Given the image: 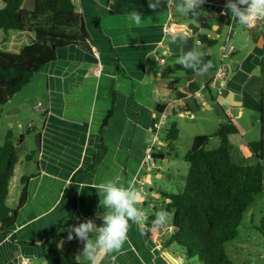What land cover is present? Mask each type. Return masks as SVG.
<instances>
[{
	"label": "crops",
	"instance_id": "1",
	"mask_svg": "<svg viewBox=\"0 0 264 264\" xmlns=\"http://www.w3.org/2000/svg\"><path fill=\"white\" fill-rule=\"evenodd\" d=\"M36 1L24 0L22 6L32 10ZM171 1H175L174 6ZM207 1L199 16L190 17L199 27L194 32L183 21L182 18L186 17L176 12L180 0H164L155 11L148 7V0H75L78 11L85 18L94 52L77 45L61 47L57 58L45 64L28 84L35 81L42 97L26 91L23 105H28L32 95L41 98L37 100L36 108L40 109V101L44 103L40 110L43 115L41 125L36 128V124L28 123L27 129L42 132V142L37 152L19 157L11 179L8 204L16 208L24 186L21 177L32 176L28 179L27 201L19 210L16 224L8 234H0V264H47L45 252L48 244H44V240L60 223L63 224L60 232L64 236L61 248L70 250L82 264H91L83 254L84 243L75 238L69 240L67 229L87 219H92L97 227L102 226L106 210L100 205L98 186L105 181L135 190L141 201L138 207L148 220L143 231L130 222L128 238L121 249L108 254L98 251L95 264H169L173 260L179 263V260L167 256L172 253L170 245L159 244V240L156 245L163 249L160 254L152 243L158 242L159 237L150 239L147 234L151 214L144 207L151 203L153 211L156 206L160 211L155 201L162 199L161 192L152 195L147 190L148 177L142 168L152 124L161 116L158 104L170 101L163 111L167 115L163 119V129L166 130V121L173 114L182 116L185 109L192 112L188 98L202 100L201 106L207 109H213L209 97L218 102L224 112L216 121L218 125L230 119L236 123L235 119L244 118L247 109L258 112L260 119L261 78L257 70L264 54V23L248 32L243 25L232 22L227 14H221L222 7L216 4L217 0ZM3 6L4 2L0 0V8ZM132 11L140 12L142 20L139 24L129 22ZM172 15L179 20L177 22L188 26V38L175 40L180 41L179 45L172 40L176 34L166 35L164 31ZM227 27L234 37L241 27L248 32L246 36L242 34L244 48L241 52L237 49L236 68L225 84L242 97L243 103L237 107L221 100V88L217 87L219 81L214 78L218 68L217 53L213 45L199 38L201 33L209 36L211 33L217 38L226 34ZM4 36L0 30V39ZM188 51L199 53L202 64L214 62V65L211 64L209 70L198 77L190 78L183 71V74L177 73L174 63ZM162 56L166 58L165 63L160 61ZM169 62H172L170 68ZM99 66L101 71L96 73ZM174 78H178L177 88L183 92L181 95L168 89ZM41 80L44 88L40 87ZM230 108L235 118L228 112ZM19 125L24 126L22 122ZM236 125L239 132L230 135L235 145L234 156L238 151V158L243 155L250 159L242 151L248 141L246 129L239 123ZM161 132L165 144L159 146L162 149L156 153L165 158L162 151L166 144L167 147L171 145L166 139L167 133ZM15 200L17 203H10ZM160 205H164L163 210L166 208L163 200ZM133 231L138 233V244L130 234ZM95 239L93 233L91 240L95 242ZM178 256L181 259L182 255Z\"/></svg>",
	"mask_w": 264,
	"mask_h": 264
},
{
	"label": "trees",
	"instance_id": "2",
	"mask_svg": "<svg viewBox=\"0 0 264 264\" xmlns=\"http://www.w3.org/2000/svg\"><path fill=\"white\" fill-rule=\"evenodd\" d=\"M2 1L0 30L5 36L0 39V105L28 85L45 64L55 60L61 47L77 45L94 52L85 18L78 11L75 0H37L32 10L22 6L24 0ZM199 38L209 45L217 41L208 34L201 33ZM259 67L261 134L242 148L244 154L255 157L257 161L246 165L234 159L235 145L230 135L238 133L239 128L230 119L220 123L213 134L220 140L217 147L208 148L212 134L194 137L192 147L185 154L189 164L187 179L179 191L160 190L173 226L165 245L178 243L189 257L199 256L205 264H234L227 253L226 243L239 235L248 207L258 193L264 192V54ZM174 70L183 71L190 78L200 75L185 69L177 61ZM177 84L178 78H174L168 89L181 95L183 92L178 90ZM169 104L170 101L159 103L158 113H162ZM167 130L166 139L173 145L179 136L177 123L174 122ZM154 157L164 158L159 153ZM18 161L17 147L8 135L0 144V234L12 231L19 210L27 201L31 175L21 177L24 186L18 206L12 208L8 204L11 179ZM69 193H72L71 189ZM156 212L157 206L148 222L150 239H157L161 228L154 222ZM62 227V223L55 225L44 240V244H48L45 252L47 264H82L70 250L61 248ZM260 229L264 232V216Z\"/></svg>",
	"mask_w": 264,
	"mask_h": 264
},
{
	"label": "rangeland",
	"instance_id": "3",
	"mask_svg": "<svg viewBox=\"0 0 264 264\" xmlns=\"http://www.w3.org/2000/svg\"><path fill=\"white\" fill-rule=\"evenodd\" d=\"M3 2V1H2ZM177 17V15H176ZM186 18H182L185 23L190 25L194 20L189 16H185ZM175 19V15H174ZM175 21H179L175 19ZM199 25L200 22H198ZM202 26V25H201ZM224 26L222 27V32ZM244 28L249 32L245 26ZM229 28H226V34H222L217 37L216 43L212 46L214 51L217 53L216 56V65H221V52L220 47L225 42ZM245 31L242 27L240 28L239 34L237 36H232L231 34V42L235 44L236 51L231 57V62L228 65L227 77L233 74L234 69L236 68L235 57L237 52L244 48V43L242 40V34L246 36L248 32ZM209 33V32H208ZM210 34V33H209ZM176 45L180 44V41H173ZM207 48H210L207 46ZM172 62L168 63V68L171 67ZM214 65V62L211 63ZM177 73L183 74L181 71L177 70ZM257 73L260 74V67L257 70ZM36 75V74H35ZM34 75V76H35ZM25 86L18 94L14 95L7 103L0 105V144H3L7 139L8 135L11 136L13 142L15 143L18 151L19 157H25L26 154L31 153L32 151L37 152L36 149V133L32 130L27 129V124L30 125L36 124L37 127L41 125L42 113L41 109L35 107L37 100L41 98L39 96V88L37 85ZM41 85V86H40ZM40 87L44 88V82L40 81ZM36 93L37 95L30 96V101L27 104L23 105V100L25 98V92ZM42 97V96H41ZM208 100L213 103V109L203 108L201 106L200 99L188 98L190 107L192 108V112H186L184 110V115L179 116L177 113L173 114L170 119L166 121V127L171 128L174 122L177 123L179 128V136L176 139L175 143L169 147L165 145V158L153 159L149 163H153L151 168L144 167V161L142 168L145 170V175L148 177V191L152 195L158 194L159 188L168 190V191H179V187L184 184L187 179V173L189 164L185 160L186 152L192 147L194 137L197 134H214L218 129L219 125L216 122L220 117H223L224 112L218 106V102L214 101L213 98H208ZM42 102V101H41ZM44 103V102H42ZM228 112L235 118V114H233V110L228 109ZM236 123H239L241 127H245L246 129V139L248 141L256 140L260 137V119L259 113L254 110H246L244 118L235 119ZM22 122L24 126H20L19 123ZM29 125V126H30ZM153 127V124H152ZM162 134L167 133L168 130L163 129ZM154 131V128H153ZM23 135V136H22ZM22 137V138H21ZM161 138V137H160ZM149 144L152 141V133L149 137ZM246 141V143L248 142ZM220 140L216 135L212 136L210 142L208 144V148H215L219 145ZM148 144V147H149ZM161 146H164L165 143H159ZM158 149L160 148L157 145ZM162 147L160 148V150ZM242 157L238 158V151L235 153L234 159H236L241 164H253L256 160L254 157ZM157 161V162H156ZM35 166V165H34ZM146 181V180H145ZM154 191H153V189ZM162 196V195H161ZM162 200V199H161ZM161 200H156V205H159V210H163L164 205H160ZM9 203V202H8ZM11 204L17 203V201H11ZM151 203H148L144 208L148 211V214H152ZM165 210V207H164ZM149 216V215H148ZM264 216V192H260L257 194L255 201L248 207L243 222L240 226V233L234 239L228 241L226 243V250L230 257V259L234 262V264H264V232L260 229L261 221ZM148 218L145 219V221ZM145 223V222H144ZM147 225V224H146ZM171 218L167 219V222L160 225V233L158 234V242L152 241L155 246L154 250H160V254H162L163 249L157 248L156 243H167L168 239L172 234L171 227ZM172 228V229H171ZM135 238L136 243L138 244V233L133 231L130 232ZM141 243V242H140ZM142 245V243H141ZM61 246V245H60ZM172 253L182 255L184 257L183 264H205L199 256L189 257L187 256L184 248L178 243H172L169 246ZM158 254V253H157ZM162 256V255H161ZM187 256V257H186ZM169 262V261H168ZM169 264H173L169 262ZM177 264V263H176Z\"/></svg>",
	"mask_w": 264,
	"mask_h": 264
},
{
	"label": "clouds",
	"instance_id": "4",
	"mask_svg": "<svg viewBox=\"0 0 264 264\" xmlns=\"http://www.w3.org/2000/svg\"><path fill=\"white\" fill-rule=\"evenodd\" d=\"M220 1L225 3L221 14H227L231 21L236 24L252 28L255 26L257 20L264 21V0ZM163 3L164 0H148V7L155 11L160 8ZM204 3L205 0H180L176 5V12L181 16H189L195 19L203 12L202 6ZM128 20L130 23L135 22L139 24L142 20L140 12L132 11L128 16ZM188 36L189 33L184 31L173 35L172 40H186ZM201 60L202 57L199 53L196 51H188L177 59V63L182 65L185 69H191L198 74H204L209 70L211 64H202ZM38 107L42 109V106H39V104ZM163 114L165 113L163 112L159 115L162 116ZM157 145L161 146L160 144ZM157 145L156 149L158 148ZM156 152L157 150H155V153ZM80 187L81 189L84 188L83 185ZM98 193L101 197L100 205L106 210V214L102 217V226L97 227L92 219H87L67 229L69 240L75 238L84 243L83 254L91 264H95L98 251L108 254L121 249L128 238L127 233L130 222L138 225L141 231H143L145 222V216L138 207L141 201L138 198L137 192L130 186H122L117 182L105 181L98 186ZM167 219L168 212L166 210L155 213L154 222L156 224L162 225L167 222ZM93 233L96 234L95 242L91 240ZM169 254L172 258H175L173 253ZM178 257L177 255L175 259L179 260V263L172 261L173 264H183L184 260L182 261Z\"/></svg>",
	"mask_w": 264,
	"mask_h": 264
},
{
	"label": "built area",
	"instance_id": "5",
	"mask_svg": "<svg viewBox=\"0 0 264 264\" xmlns=\"http://www.w3.org/2000/svg\"><path fill=\"white\" fill-rule=\"evenodd\" d=\"M205 2H208L207 0H205ZM219 6H225V3H222L220 0H217V3ZM171 5L174 6L175 5V1H171ZM262 23H264V21L262 20H257L255 23V26L252 28H247V29H256L258 26H260ZM188 28L187 25L185 24H181L177 21H175L173 15L171 16V18L168 20V22L166 23L165 27H164V31L166 35H173V34H177L179 32H183L186 31ZM231 33L228 34L225 42L221 45V65L218 67L214 78L216 80L219 81H226L227 78V70H228V65L231 62V57L232 55L235 53L236 51V46L234 43H232L231 41ZM160 61L162 63L166 62V58L164 56L160 57ZM101 71V66L97 67L95 72L99 73ZM42 102H39V106H42ZM166 114H163L161 117H159L157 120H155V122L153 123V127H152V141L149 144V147L147 148L146 151V155H145V161H144V167L146 168H151L154 166L153 163H149L153 157H154V153L156 150V145L159 143H162L161 138H160V132L162 130V127L165 124V121H163V119H166ZM154 128V131H153ZM153 164V166H152ZM25 263H27L25 261Z\"/></svg>",
	"mask_w": 264,
	"mask_h": 264
},
{
	"label": "water",
	"instance_id": "6",
	"mask_svg": "<svg viewBox=\"0 0 264 264\" xmlns=\"http://www.w3.org/2000/svg\"><path fill=\"white\" fill-rule=\"evenodd\" d=\"M223 7H222V9H224ZM189 26H190V28H192L194 30V32H196V31L199 30V27L196 26L193 22H191ZM210 36H212L213 38L216 37V35H213L211 33H210ZM262 42H264V39H262ZM225 84H226V81H222V82H218L217 83V87L221 88V90H220V94L222 96V99L221 100H223L227 104L232 105L233 107L240 106L243 103L242 97L240 96V94H236L235 92H233L232 90H230L228 87H226ZM41 142H42V132L38 131L36 133V143H37L38 149L41 148ZM167 256L171 260H173L172 256L169 253L167 254ZM173 256L176 258L177 254L174 253ZM180 260L183 261L184 260V257H181Z\"/></svg>",
	"mask_w": 264,
	"mask_h": 264
},
{
	"label": "bare ground",
	"instance_id": "7",
	"mask_svg": "<svg viewBox=\"0 0 264 264\" xmlns=\"http://www.w3.org/2000/svg\"><path fill=\"white\" fill-rule=\"evenodd\" d=\"M176 261H178V260H176ZM178 263V262H177Z\"/></svg>",
	"mask_w": 264,
	"mask_h": 264
}]
</instances>
